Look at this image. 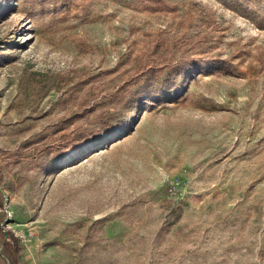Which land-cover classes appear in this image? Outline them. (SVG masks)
I'll use <instances>...</instances> for the list:
<instances>
[{"label": "rangeland", "instance_id": "1", "mask_svg": "<svg viewBox=\"0 0 264 264\" xmlns=\"http://www.w3.org/2000/svg\"><path fill=\"white\" fill-rule=\"evenodd\" d=\"M13 243L40 264H264V0H0Z\"/></svg>", "mask_w": 264, "mask_h": 264}, {"label": "crops", "instance_id": "2", "mask_svg": "<svg viewBox=\"0 0 264 264\" xmlns=\"http://www.w3.org/2000/svg\"><path fill=\"white\" fill-rule=\"evenodd\" d=\"M8 240V239H7ZM8 250L0 249V264H40L33 249L21 245H6Z\"/></svg>", "mask_w": 264, "mask_h": 264}, {"label": "trees", "instance_id": "3", "mask_svg": "<svg viewBox=\"0 0 264 264\" xmlns=\"http://www.w3.org/2000/svg\"><path fill=\"white\" fill-rule=\"evenodd\" d=\"M166 93V94H165ZM158 94H161V95H168L167 94V91H161V92H158ZM144 103H147V99L145 100V102ZM7 236H6V238H9V237H11L12 235L10 234V232H7V234H6ZM14 239H15V241L17 242V238H15L14 236H12ZM21 241V240H20Z\"/></svg>", "mask_w": 264, "mask_h": 264}, {"label": "built area", "instance_id": "4", "mask_svg": "<svg viewBox=\"0 0 264 264\" xmlns=\"http://www.w3.org/2000/svg\"><path fill=\"white\" fill-rule=\"evenodd\" d=\"M33 235V233L32 232H30L29 233V236H32ZM23 237V236H22ZM21 241H24L22 238H21Z\"/></svg>", "mask_w": 264, "mask_h": 264}]
</instances>
